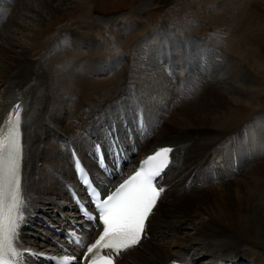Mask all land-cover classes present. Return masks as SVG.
I'll return each mask as SVG.
<instances>
[{
    "label": "bare ground",
    "instance_id": "1",
    "mask_svg": "<svg viewBox=\"0 0 264 264\" xmlns=\"http://www.w3.org/2000/svg\"><path fill=\"white\" fill-rule=\"evenodd\" d=\"M74 3L79 2L34 0L33 5L26 2L23 8L26 13L19 12L16 17L14 14L9 24L13 21L15 27L26 28L28 32L12 30L5 37L0 33V128L17 105L23 110L22 186L27 207L23 210L25 222L19 229L18 247L23 253L24 264H35L30 259L32 253H57L56 241L78 255L83 252L81 248H71L61 242L45 228L50 225L58 230L59 227L68 230V218H73L77 224L82 223L81 219H76L73 204L64 189L65 183L77 186L69 151L64 165L55 159V144L58 142L63 151L64 142L57 140L67 134H71L67 143L74 145L94 183L104 194L158 148L167 146L175 150L170 165L157 180V186H162L164 192L146 221L143 239L137 246L115 254L116 264H200L205 258H209L208 264H264V253L251 250L252 254L247 256V249H239L244 244L264 249V133L249 136L252 128L248 125L255 112L247 110L251 105L245 102L247 98L243 101L241 97L242 94H254L255 90L238 88L223 92L218 87L212 90L209 85L212 78L216 76L214 82H218L215 69L207 60L199 65V56L189 53V50L182 53V58L188 65L191 60L189 68L192 70L179 71L178 77L183 83L182 87L175 88L180 98L170 94L175 90L169 92L164 89L166 80L170 79L169 74L173 76L177 71L173 73L163 69V74H168L166 79L152 64L153 59L142 65L140 72L137 71V63L124 60L125 63L119 64V70L108 73L106 83H95L92 81L93 72L89 73L91 69L87 66L82 71L72 67L59 71L60 63L74 55L75 40L68 34L60 38L61 47L65 50L57 51L56 57L62 58L58 63L60 67L57 64L49 67V72L58 74L51 81L45 77L44 65L41 64L46 53L33 60L26 57L35 50L32 46L41 34L38 31L43 23L48 25L47 18L66 12L74 7ZM147 7L144 5L141 9ZM22 17H26L30 24L22 21ZM229 64L225 63L222 73L230 74ZM145 68L147 70L144 71ZM232 70L239 75L234 68ZM239 73L243 74L242 71ZM116 90L118 92L112 99L111 95ZM66 92H71V95L62 97ZM160 92L165 93L166 98ZM207 92H212V95L208 94L209 97L201 101L199 98ZM78 93L80 101L75 100ZM131 97L134 102L130 101ZM219 100L222 102L218 103ZM168 103L171 109L165 113L156 110V106L166 108ZM81 106H84L82 112L74 114L75 109ZM157 113L160 116L163 113L164 117L167 115V123H161L155 115ZM165 124L175 125L181 130L169 131ZM107 128L112 141L118 138V155L113 154L112 142L105 135ZM51 134L53 138H50ZM43 138H49L51 144ZM97 145L105 151L109 178L99 170ZM43 154L47 166L39 160ZM251 164H254L253 168ZM214 188L219 191L212 198L213 202L220 205L224 201V205L210 208L205 201H200L199 207L196 202L191 208L187 206L189 210L182 207L183 202L193 200L180 194L196 195L205 191L209 194L207 190ZM221 216H229L228 222L236 224L241 233L235 234L229 228L217 225ZM91 240L92 236L84 233V242Z\"/></svg>",
    "mask_w": 264,
    "mask_h": 264
},
{
    "label": "rangeland",
    "instance_id": "2",
    "mask_svg": "<svg viewBox=\"0 0 264 264\" xmlns=\"http://www.w3.org/2000/svg\"><path fill=\"white\" fill-rule=\"evenodd\" d=\"M26 2L31 5L34 4V0H0L1 35L4 37L8 36V32L12 30L13 32H28L26 28L19 29V27H15L13 21L9 24L14 14L16 17L19 12L21 14L26 13L23 9ZM75 2L79 3H74L73 8L71 7L66 12L51 15L47 18L48 25H44L43 23L41 29L38 31L41 34L36 37L35 44L33 43L32 47L35 50L26 57L27 60H33L46 53V56H43V61H41V64L44 65L45 77L48 76L49 78H47L53 81L54 77L58 75L49 72V69L53 65L57 64L56 66H58V63L61 62L62 58L56 57V55L57 51L58 53L65 52L60 44V38L63 34H68L70 39L75 40L73 43L76 51L74 50L73 57L60 63L61 67L60 65L59 67L61 70L59 69V71H65L67 67H72L76 71H82L87 66L91 69L89 73L93 72L94 78L92 81L95 83H106L107 79L105 78L108 76V73L119 70L124 60L127 63L128 61L134 62V64L137 63L139 69L142 65H146V62L148 63L153 59L152 64L162 74L163 69L166 71L168 69L169 72L172 70L173 73L177 71L173 76L169 74L170 79L166 78V75H168L166 72L163 74L167 79L164 89L169 90V92L170 90L174 91L176 86L178 88L182 87L183 80L178 77L179 71L181 69L186 71L192 70V68H189L191 60L188 65L187 61L185 64L183 63L182 58V53H186L189 50V53L193 52L199 56L198 60L201 61L199 65L204 60H207L215 69L218 82H214V80H217L216 76L212 78V85L209 84L212 90L216 87L221 88L223 92H227L229 89L238 90V88L255 90L254 94H242L241 96L243 97V101L247 98L245 102L251 105V109L248 108L247 110L255 112L254 116L251 117V123L248 125L252 128V130H249V136L255 134L259 136L260 132L264 133V0H178L171 4H165L162 0H75ZM144 5L148 6L145 10L141 9ZM26 19V17L21 18L22 21H26ZM26 22L30 24L28 20ZM92 43L95 44V47H92ZM189 59H191V56ZM224 62L226 64L230 63L229 67L231 71L229 67L227 70L232 75L221 72L225 66ZM126 68L129 69V65ZM232 68L239 75H235V71L233 72ZM138 69L137 71L140 72L143 70V67ZM145 70L147 69L145 68ZM240 71L246 75L240 74ZM125 75L124 77L126 78L127 75ZM121 76L123 75L121 74L120 78ZM144 86L146 87L145 84ZM81 89H83L82 86ZM134 89H137L136 85ZM147 90H150V88ZM1 91L2 89L0 88ZM116 92L118 90L112 93V99L115 98ZM155 92L157 93V91ZM160 93L166 98L167 95L165 93ZM175 93L177 94V90H175ZM175 93L170 92L173 96L180 98V94L176 95ZM208 94L212 95V92H207V95H203L199 99L202 101L203 98H208ZM70 95L71 92H66L62 97ZM75 96V100L79 99L76 101H80V93ZM154 96L156 97V94ZM131 98H129L130 101L134 102L133 97ZM112 99H109V101ZM169 99L167 102H169ZM143 100L146 99L144 98ZM220 102L222 101L219 100L218 103ZM86 104L89 105V102H86ZM83 107H77L74 114H77L79 111L82 112ZM96 108L91 109L94 110ZM167 109H171V104H166V108L161 105L156 106V110H162L164 113ZM155 115L161 123L168 119V116L165 115L164 117L163 113L161 116L158 113ZM246 126L247 124H245ZM164 127L169 128V131L172 132L181 130L175 125L165 124ZM57 136L55 139H58ZM69 136L71 134L64 135L63 137L67 138ZM51 137L53 138V134H51ZM63 137L61 136L57 141L62 139L61 141L64 142L65 139ZM43 141L51 144L49 138H43ZM56 143L57 154L55 159L64 165L66 163L65 155L68 151L66 144L62 151V148H59L58 142ZM81 150H83V147H81ZM44 158L45 154L39 160L41 164H46L47 166L48 163L44 161ZM39 166L41 167L40 164ZM253 166L254 164H251L250 167L253 168ZM47 168L51 169V167ZM54 174L58 177L56 173ZM208 191L210 192L209 194L206 191L204 192L205 194H180L182 197L187 196L186 198L193 200L183 202L182 207L185 210H189L188 207L191 208L194 202L199 207L200 201H205L210 208H217L225 204L222 201L219 205V203H214L212 200V198L216 197V192L219 190L214 188ZM196 198H198L199 203ZM235 207H237V204H235ZM220 218V223L217 225H223L235 234L241 233L237 229L236 224L228 222L229 216H221ZM185 231L188 232V230ZM239 249H247L246 255L252 254L250 253L251 250L264 253V249L260 246L253 247L244 244ZM255 258L249 260H254ZM208 262L209 258H205L200 261V264H208Z\"/></svg>",
    "mask_w": 264,
    "mask_h": 264
},
{
    "label": "snow or ice",
    "instance_id": "3",
    "mask_svg": "<svg viewBox=\"0 0 264 264\" xmlns=\"http://www.w3.org/2000/svg\"><path fill=\"white\" fill-rule=\"evenodd\" d=\"M21 106L14 109L0 128V264H24L23 253L19 250V229L25 222L24 208L27 200L22 186V134L20 131ZM118 138L111 143L113 154L118 155ZM100 152V146H96ZM172 147H160L153 156H149L140 171L123 181L114 191L102 198L99 190L90 193V199L103 224V231L94 243L82 245L88 254H94L90 264H113L109 255H100L103 249H111L117 254L135 247L143 239L148 217L163 193V187H157V177L171 163ZM102 163L103 155L99 158ZM148 161H152L149 165ZM78 173L84 172L82 184L92 183L80 162L75 161ZM77 197L74 196V199ZM86 211V209H81ZM95 250V252H94ZM32 255H41L32 253ZM58 264H69L68 258H60Z\"/></svg>",
    "mask_w": 264,
    "mask_h": 264
},
{
    "label": "water",
    "instance_id": "4",
    "mask_svg": "<svg viewBox=\"0 0 264 264\" xmlns=\"http://www.w3.org/2000/svg\"><path fill=\"white\" fill-rule=\"evenodd\" d=\"M176 1H178V0H162V2L165 4H171V3H174Z\"/></svg>",
    "mask_w": 264,
    "mask_h": 264
}]
</instances>
